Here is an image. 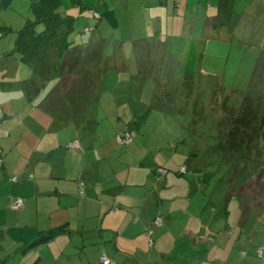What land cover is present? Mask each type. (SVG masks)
Segmentation results:
<instances>
[{
	"label": "crops",
	"instance_id": "1",
	"mask_svg": "<svg viewBox=\"0 0 264 264\" xmlns=\"http://www.w3.org/2000/svg\"><path fill=\"white\" fill-rule=\"evenodd\" d=\"M11 1V7L1 11L8 13L7 18L5 14H2L1 18L14 26L20 19V14L26 12L30 16L31 4L39 0ZM62 1L69 14L76 13L71 0ZM84 1L86 4H92V0ZM97 2L98 11L102 13H113L112 10L143 13L146 19L144 26L146 24V29L153 31H147V34L140 38V35H134L127 43L122 41L120 54L127 62L128 68L125 71L107 72L96 98L77 119L71 118L65 111L57 115L47 110V98L58 81H51L39 96L29 98L22 82L31 80V70L19 63L2 67L1 63L10 61L11 58L0 54V142L4 161L0 170V264H9L16 254L27 252L25 250L32 238L20 228L22 216L25 217L29 212L33 215L30 223L35 221L32 224L35 229L33 235L37 231L38 235L39 232L66 226V232L57 236L65 237L59 241V244L64 245L62 248H53V256L50 259L37 247V259H40V264H100L104 255L115 264H187V261L196 264H223L224 260L230 264L227 256L233 247L230 236L235 232V227L232 226V229L226 232V241L218 243L217 232L201 229L202 221L198 217H189L184 223V216L180 214L182 221L181 218L178 222L173 220V214L180 209V205L171 197L168 182L164 186L161 183L160 189L156 185V189L152 191L153 187L146 189L143 183L140 186L128 182L116 183L112 181V176L104 179L102 175L105 172L97 168L98 157L104 154V151H99L97 147L103 145L106 138L103 133L97 134L102 128L101 124L108 121L111 126L110 133L113 132L117 136L128 125L135 126L134 123H139L141 114L152 103V82L137 76L139 71L135 60L134 42L159 34L156 41L165 43L170 55L176 59L173 55L176 44L172 38L178 34L179 37L184 35L190 20L185 22L183 17L189 8L196 14L204 9V37L211 36L218 41H224L233 35L229 30L234 32L238 28L236 21L231 27L226 25L223 8L227 0ZM257 2L259 3V0ZM231 12H235V5L231 6ZM214 19L218 21L214 22ZM196 26L197 20L193 24L194 31ZM77 39L81 44L88 43L86 36ZM97 39L99 38L89 42ZM126 45L130 47V52H124ZM198 50L199 48L194 46L189 61L196 60L194 55ZM188 52L189 49L184 51V54L187 55ZM105 55L110 56L107 48ZM12 65L15 70L11 69ZM17 70L19 73H16ZM197 74L205 75V78L211 76L203 74L201 69ZM110 81L111 89L107 91L106 85L108 86ZM145 90V100L149 102L135 101L133 93H144ZM91 108L95 109L92 113L89 112ZM142 108L145 109L140 114L135 111ZM69 144L75 146L69 148ZM142 147L147 148L146 144ZM111 171L113 174L114 170ZM15 178L17 181H14ZM172 183L184 185L186 198L188 184L178 179H174ZM131 189L134 191H130ZM17 198L26 202L22 209L15 211L12 205ZM185 202L184 200L182 204ZM31 204H34L32 210ZM186 207L187 205H182L181 208ZM160 217L163 219V225L154 226V219ZM190 223H194L195 228L188 229ZM25 225L24 223V227ZM147 227L154 230L151 238L146 233ZM175 227L182 231L173 233ZM26 228L24 230L32 229ZM170 236L184 239L171 242Z\"/></svg>",
	"mask_w": 264,
	"mask_h": 264
},
{
	"label": "trees",
	"instance_id": "2",
	"mask_svg": "<svg viewBox=\"0 0 264 264\" xmlns=\"http://www.w3.org/2000/svg\"><path fill=\"white\" fill-rule=\"evenodd\" d=\"M11 2V0L0 1V12L10 8ZM62 3V0H39L37 3L31 4L30 16L26 18L22 26L20 25L16 29L0 17V40L4 36L15 34L13 49L7 51L4 48L2 49L4 53L1 54L9 56L15 61L14 63L27 66L31 70V80L22 82L29 98L39 96L51 81H58L53 92L47 98V110L57 115L65 111V114H70L71 118L77 119L87 109L88 105L90 106L101 90L104 75L114 70L125 71L128 65L120 54L121 46H123L122 41L117 40L119 43H117L114 54L108 56L105 55V39L99 35L90 39L99 38L94 42L88 40V43L81 44L78 39L76 40L77 37L85 36H78L79 31L75 26L76 22L83 17V10L90 9V7L84 0H71L73 7L78 9V16L76 17L69 14ZM20 15L22 16V14ZM21 16L19 22H23ZM82 33L80 32V34ZM158 36L159 34H155V36L134 42L135 60L139 71L137 76L140 75V79L152 82L150 86L152 89L150 108L153 107L171 115L184 113L191 116L189 125L183 134L184 138L180 141L186 149L184 148L185 150L181 152L177 148V156L175 157L179 158L180 164L174 173L177 177L185 179H188L186 175L193 176V179L187 181L190 190L187 204H193L196 209L191 212L189 207H186L184 213L179 209L173 214V220L178 222L181 218L182 221V216L179 215L183 214L185 223L189 217L196 216L202 221L201 229L217 232L219 239L225 232H229L232 226L241 229L250 217L248 211H245L246 197L241 192H243L248 181H252L255 177L256 180L259 179V175L264 171V153L262 148L258 146L259 138L264 131V94H257L248 89L245 94H241V100L232 101L229 106L231 112L226 119L223 118L222 122L229 126L226 133L219 132V134L213 135L212 129L216 119L210 117L212 121L208 136L212 143L205 144L204 138L198 136L195 129L198 123L196 116L199 115L196 109H202L197 105V101L201 100L196 101L195 96H193L194 90L198 88L197 83L192 80V82L187 83L190 84V88H186V78L181 76L182 70L178 67L177 59L170 55L165 43L156 41ZM157 48L160 50L158 51ZM159 52L163 54L159 59L161 64H157L153 58L154 54H159ZM11 59V64H14ZM121 59L122 63H120ZM162 61L166 64H162ZM263 61L264 54L258 59L256 67L252 71L250 84L256 77L260 63ZM195 77L197 79L198 77L202 78L203 81L207 80L200 74H196ZM215 79L217 78L215 77ZM208 83H214V87L211 85L214 90L217 87L223 91L229 90L224 85V81L221 83L220 80L218 82L208 80ZM202 93L200 91L197 96L202 95ZM176 99L185 103L184 106L182 104L174 106L173 103ZM186 110L192 111V113L190 114ZM134 124L135 126L128 125L125 130L118 134V137L129 133L133 135L134 140L140 128L139 123ZM180 152L183 155H180ZM0 158L3 167L2 148ZM168 171L165 167H159L152 177L159 179L163 176L166 177ZM175 179L177 178L175 177ZM182 181L186 182V180ZM160 183L163 186L166 184V182L159 181L156 183L157 186ZM202 193L210 197L207 198L209 201L215 194L220 203L215 204L212 199L210 203L205 204L203 202L200 204L202 207L197 208L195 195ZM19 199L22 198L16 199L12 209ZM23 202L25 205L24 200ZM208 208L211 209V215L207 216L203 212L209 210ZM217 208L219 209L218 213L214 211ZM233 208L238 214L236 220L232 219L233 214L230 212ZM245 213L247 215L243 219ZM232 220L235 225L231 224ZM153 225L161 227L163 219L161 217L154 219ZM65 232L66 230L62 227L47 232H39L37 239L32 241L25 251L49 244ZM146 233L151 238L154 234L153 228L147 227ZM242 234L243 232L240 230V235ZM260 253L259 250L256 256L260 257ZM111 261L115 264L113 260ZM33 264H40V259H36Z\"/></svg>",
	"mask_w": 264,
	"mask_h": 264
},
{
	"label": "rangeland",
	"instance_id": "3",
	"mask_svg": "<svg viewBox=\"0 0 264 264\" xmlns=\"http://www.w3.org/2000/svg\"><path fill=\"white\" fill-rule=\"evenodd\" d=\"M108 1L110 0H107V2ZM91 2L92 6L87 4L90 9L83 10V17L79 18L76 22L75 26L79 31L78 36L81 37L85 35L88 40H90L92 37L99 35L105 39V47L109 49L110 55L114 54L117 40H125V43H127L129 39H133L134 35H140V38L141 36L146 35L147 31H153L147 30L146 24L144 26L146 19L141 12H115L112 10L113 7H108V9L112 10L113 13H105V11L102 13L98 11L99 8L97 0H92ZM232 5H235L234 13L231 12ZM203 10L204 9L199 10L196 14L194 10L189 8L188 12H185L183 19H186L185 22L190 20V24L184 30L183 36L179 37L178 34L172 38V40L173 43L176 44L173 55L177 59L178 67L182 70L181 76L186 78V88H190V84L188 85L187 83L192 82V80L196 82L198 86L197 90H194L193 96H195L196 101L201 100L197 101V105H199L200 107H198L202 109H196V112L199 113V115L196 116L198 119V123L195 126L196 134L201 138H204L205 144H211L212 141L208 136L212 121V118L210 119V117H215L216 119L212 129L214 133L213 135H217L219 132L226 133L229 126L225 122H222L223 118L226 119L231 112L229 106L232 101L241 100V94H245L248 89H250L251 92H256L257 94H264V61L260 63V69H258L257 75H255L256 77L253 78L250 84L252 71L256 67L258 59L264 54V0H259V3L257 0H227L225 7L223 8L225 12L224 19L226 21V25L227 27H231V24L236 21L238 28H236L234 32L229 30V32L233 35L224 41H218L211 36L204 37L203 27L206 23V18ZM2 14H5L4 16L6 17V14L8 13L0 12V17ZM71 15H75L77 17L78 9H76V13L71 12ZM23 16H25V18ZM8 17L10 21V16ZM21 17L23 22H19V20L16 21L13 26L14 29L20 25L22 26L29 15L25 12ZM196 20L198 26L194 27V31L193 24ZM217 21L218 19H214V22ZM6 25L10 26L9 24ZM80 32L83 33L80 34ZM14 41L15 34L4 36L3 39L0 40V54L4 53V50L2 51L4 48H6L7 51H11L14 46ZM195 43H197V45H195ZM194 46L198 47L199 50L194 55L196 60L192 62L189 61V58L192 57V50ZM129 48L130 47L127 45L124 46V52H130ZM188 49V54H184V51H187ZM157 50L159 51L160 49L157 48ZM162 55L163 54L160 52L159 54H154L153 58L156 60L155 62L157 64H161L159 59ZM11 60L13 63L15 62L13 59ZM164 63L166 64V62L162 61V64ZM1 65L2 67H9L11 62L3 61ZM11 69L15 70V67H12ZM200 69L203 74L211 75V78L208 77L207 80H204L205 82L201 80L202 78L198 77L197 79L195 76ZM16 73H19V71L17 70ZM202 77L204 78L205 75H202ZM215 77L217 79H215ZM208 80L212 82H218L220 80L221 83L224 81V85L230 91L235 93L232 94L229 90L223 91L219 89V87L214 90L212 89L214 87V83H208ZM106 88L107 91L108 89H111V81L108 86L106 85ZM146 91L147 90H145L144 93H133L134 100L139 103H148L149 101L145 100L147 95ZM200 91L203 92L202 95L197 96L200 94ZM107 97H109V95ZM178 104H182L184 106L185 103L176 99L173 105L176 106ZM144 109L145 108L135 111H138L137 113L140 114L141 112H144ZM94 110V108H91L89 112L92 113ZM187 112L190 114L192 113V111ZM190 119L191 116L188 114L175 113L171 115L154 109L153 107H149V109L147 108L145 112L141 114V119L139 121L140 128L137 131L138 133L133 142L127 147L120 145L118 141V134L116 136L113 132L110 133V123L108 121L103 122L101 124L102 128L98 130L97 134L99 135L103 133L106 138L103 145H99L97 149H99V151L103 150L104 154L98 157L99 162L97 164V168H99L100 171L105 172L104 175H102L104 179H108L109 176H112V181H115L116 183L128 182L139 186L143 183L144 187H147L146 189L153 187L151 189L152 191L156 189L157 182H168L170 184L171 197H173L175 201L179 202L180 210L184 213L185 209L181 207L182 205L186 206V203H188L187 198L190 197L189 190L185 198L184 193L186 189L184 185H178L172 183V181L176 177L179 180H186L187 184L188 179H193V176L190 174L186 175L188 179H185L177 177L174 173L180 164L179 158L175 157L177 156V148L181 152L186 149L180 141L184 138L183 134L186 127L189 125L188 123ZM175 143H177L176 146ZM145 144L147 148L142 147ZM258 146L262 148V152L264 153V131L259 138ZM181 152L180 155H183ZM159 167H165L169 170L168 175L166 177H160V179L153 178L152 176L154 175L155 170ZM111 170H114L113 174ZM255 178L252 179V181H248L243 192H241V194L246 197L247 201L245 211H248V216L250 215V217L249 220L246 219L247 221L244 225H242V228L240 226L241 229H236L237 226H235V232L231 233L230 239L232 240L233 247L227 256L230 259V264H264V171H262L259 175V179L256 180ZM160 184H158L159 189L161 188ZM182 186L184 188H182ZM130 191L133 192L134 189H131ZM195 196L197 197V208L202 207L200 204H203V202L205 204L210 203L212 199L215 201V204L220 203L218 200L219 198L216 197L215 194L212 195V199L210 201L207 199L210 197L206 196L204 193L199 195L196 194ZM120 200L125 199L120 198ZM184 200L186 202L185 204H182ZM189 205L190 204H187V207H189L190 211L193 212L196 208L193 204ZM33 206L34 204L30 205L31 210V207ZM208 209L209 210L203 209V213L207 216L209 214L211 215V209ZM214 211L218 213L219 209L217 208V210ZM230 212L233 214L232 219L234 218L236 220L238 218V214H236L237 211L233 208ZM246 215L247 213L244 214L243 219L246 218ZM31 219H33L31 212L25 215V217L22 216V225L20 229L21 231H26V235H29V237L32 238V241H34L37 239L38 231L36 229L37 232L33 235L35 229L32 228V224H34L35 221L30 223ZM255 221L257 222L256 225ZM4 223H6V221ZM24 223L26 224L25 227ZM231 224L235 225V222L232 220ZM26 227L32 229L24 230L27 229ZM62 228L65 229L66 226ZM189 228H195L194 223H190L188 229ZM218 228L220 229V226ZM240 230L243 232L242 235L239 234ZM178 231L182 230L175 227L173 233ZM63 238L65 237H57L50 244L40 245V251L47 256V259H50V257L53 256V252H51L53 248L58 249L63 247V243L59 244V241ZM169 239L171 242L174 240L177 242L178 240H183L184 237H181L180 240L178 237L176 238L175 236H170ZM226 240L227 234L225 232L218 239V243H223ZM259 250L261 252L260 257L256 256ZM224 254L226 255L227 252ZM239 256L243 258H240ZM22 257L25 258L22 259ZM37 257L36 248L27 251L25 254H22V252L16 254V256L10 260L9 264H13L14 262H19V264H33ZM187 257L189 258L190 256ZM22 261H24V263H22ZM218 263L220 264V262ZM187 264L196 263L187 261ZM223 264H228V261L224 260Z\"/></svg>",
	"mask_w": 264,
	"mask_h": 264
},
{
	"label": "built area",
	"instance_id": "4",
	"mask_svg": "<svg viewBox=\"0 0 264 264\" xmlns=\"http://www.w3.org/2000/svg\"><path fill=\"white\" fill-rule=\"evenodd\" d=\"M118 141L121 146H129L133 142V135L132 134H126L124 136H119ZM75 144H69V148H73ZM0 154H1V148H0ZM2 167V160L0 158V169ZM16 181V178L14 179ZM24 202L22 199L17 200V202L14 204L13 209L19 210L21 207H23ZM101 264H114L106 255H104L100 259Z\"/></svg>",
	"mask_w": 264,
	"mask_h": 264
}]
</instances>
